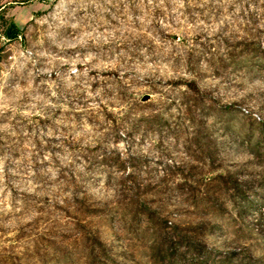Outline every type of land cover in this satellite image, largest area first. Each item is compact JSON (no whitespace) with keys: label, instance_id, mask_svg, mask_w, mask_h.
Returning <instances> with one entry per match:
<instances>
[{"label":"rangeland","instance_id":"1","mask_svg":"<svg viewBox=\"0 0 264 264\" xmlns=\"http://www.w3.org/2000/svg\"><path fill=\"white\" fill-rule=\"evenodd\" d=\"M0 264H264V0H0Z\"/></svg>","mask_w":264,"mask_h":264},{"label":"trees","instance_id":"2","mask_svg":"<svg viewBox=\"0 0 264 264\" xmlns=\"http://www.w3.org/2000/svg\"><path fill=\"white\" fill-rule=\"evenodd\" d=\"M20 34V30L14 22H10L4 29L3 36L7 39H17Z\"/></svg>","mask_w":264,"mask_h":264}]
</instances>
